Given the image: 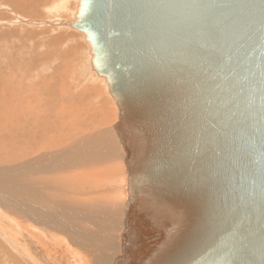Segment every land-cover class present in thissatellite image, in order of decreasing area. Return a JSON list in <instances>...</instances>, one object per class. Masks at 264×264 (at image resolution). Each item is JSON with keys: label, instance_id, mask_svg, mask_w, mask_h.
Returning a JSON list of instances; mask_svg holds the SVG:
<instances>
[{"label": "water", "instance_id": "1", "mask_svg": "<svg viewBox=\"0 0 264 264\" xmlns=\"http://www.w3.org/2000/svg\"><path fill=\"white\" fill-rule=\"evenodd\" d=\"M119 111L113 264H264V0H79Z\"/></svg>", "mask_w": 264, "mask_h": 264}, {"label": "bare ground", "instance_id": "2", "mask_svg": "<svg viewBox=\"0 0 264 264\" xmlns=\"http://www.w3.org/2000/svg\"><path fill=\"white\" fill-rule=\"evenodd\" d=\"M8 1L19 2V0ZM36 1L28 0L22 5L23 10L28 13L37 12ZM29 3L30 5L26 6ZM67 5L68 0L47 9L50 13L53 12L55 17L57 16L55 12L65 11ZM29 23L31 24V22ZM42 24L44 23L42 22ZM64 25L65 27L67 25L72 27V21H68ZM74 30L78 31L77 29ZM80 33L84 34L83 32ZM68 42L69 40L66 43L68 44ZM46 43L44 47L46 46L49 49L50 45L48 44L52 43ZM55 48L56 46H53L50 53H46L42 58L36 56L28 63L32 67H36L44 62L45 65L41 66L40 70L45 73L50 72L55 63L61 61V58L64 59V54H60L58 51L60 47H58L56 54L54 52ZM81 50L79 47H75L72 51L73 56L79 55V52H81L80 56H83V60L79 63L80 66H84L80 72L79 82H82V78L86 81L78 83L80 88L83 83L84 85L86 83L95 85L97 82H101L99 79L102 78L107 84L110 94L106 79L97 74L98 79L95 75L97 72L92 65L93 59L90 58L88 62L85 61L90 51ZM49 58L55 61H42ZM23 61L26 62L24 59ZM69 77L71 76L63 73L55 80L54 84L58 85V88H66L69 84ZM30 78L32 77L22 80L25 84L24 88H26L27 81ZM42 83L41 91L47 85L46 79ZM31 89L33 92L38 91L35 88ZM17 90L14 89L11 93L7 92V94L1 95L0 98V214L19 229L26 230L37 238V243H40L36 245L38 250L33 249L37 256L30 252L26 253L36 264H41V261L37 260L38 257L41 260L47 259L50 264H62L63 260L58 256L60 248L67 251L65 264H113L115 257L121 252L123 223L128 201L125 152L118 139L115 127L107 128L105 132L101 130L102 133H100V137L98 136L99 139H93V136L89 135L87 130L91 128L92 124H101L102 121L95 117V110H91L94 105L90 102L81 101V98L79 99L78 96L71 93V88H69L70 93H67L68 97L56 98V96L53 100H48L47 98L50 97L44 98L45 96H43L37 98L33 103L31 100H24V94L20 91L22 93L21 101L13 104L14 95L18 98L16 96ZM98 90L97 88L94 89L91 96H97ZM61 93L64 94V92ZM97 100L99 99H92L94 102H97ZM110 101L108 100V105ZM87 105L89 106L87 107ZM100 105L103 107L102 103ZM106 109L108 111L109 108ZM87 110H91V112H87ZM102 111L107 113L105 110ZM111 114L113 116V112ZM87 116L89 119L93 116L89 120L90 122L84 119ZM70 136H72L71 142L63 147L62 143ZM21 144L31 148L34 153L23 159L15 160V165L10 166L12 162L7 161L14 160L16 156L8 149ZM84 165L93 167L98 165L101 168L116 166L119 168L117 171L122 173L120 183L114 181V173L109 177L113 180V182L110 181L112 188L108 189L110 193L119 196V199L116 200L119 206L117 209L103 205L102 200L94 198L89 193H85L81 199L75 198L65 203L70 206L68 208L52 207L47 209L30 203L27 197L17 190L18 184L23 180L43 178L45 182L56 183L57 181L62 183L66 177H69L70 182H72L71 180L77 179V177L73 178L71 176L72 170ZM73 174L74 177L75 175L80 176L79 173L74 172ZM118 190H123V192L119 193ZM20 196H24L26 202ZM47 241L48 246L45 245ZM51 248L57 249V251H51Z\"/></svg>", "mask_w": 264, "mask_h": 264}, {"label": "rangeland", "instance_id": "3", "mask_svg": "<svg viewBox=\"0 0 264 264\" xmlns=\"http://www.w3.org/2000/svg\"><path fill=\"white\" fill-rule=\"evenodd\" d=\"M64 1L66 0H37L35 5L38 6V11L28 13L22 8V5L28 2V0H19V2L0 0V98L1 95L7 94V92L11 93L14 89H18V92L16 91V96L18 98L14 95L13 104H17L21 101V92L24 94V100H31L33 103L37 98H41L43 96H45L44 98L50 97L47 98L48 100H53L56 96V98H65L67 93H70L69 88H71V93L78 96L79 99L81 98V101L90 102L94 105L91 110H95V117L100 119L102 122L101 124H92L91 128L87 130V133L93 136V139H99L102 131L105 132L107 128L115 127L119 119L120 111L114 98H112L109 94L107 84L102 78H98L97 73H95V75L102 83L97 82L95 85H91V83H86L84 85L83 83V86L80 88L78 83L86 81L82 78V82H79V77H81L80 72L84 68V66H80L79 63L83 60V56H80L81 52H79V55L73 56L72 51H74L75 47H79L80 50L84 49L90 51L85 59L86 62H88V59L90 58L92 60L93 55L91 47L86 41L84 34L74 30L71 25H67V27L64 25L68 21L74 20L78 9V0H68V5L65 11H59L60 13L55 12V15L58 17H54V13L51 12V14L49 12V9L52 6L60 4ZM29 5L30 3L26 6ZM29 22H31V24ZM42 22L44 24H42ZM68 40L69 42L67 44L66 42ZM49 41L52 44H48L50 45V48L47 49L44 45L47 44L46 42L50 43ZM53 46H56L54 49L55 54L57 53L58 47H60V49H58L59 53L64 54V59L61 58V61L59 60L55 63L52 68L53 71L51 70L48 73L42 72L40 67L45 65L44 62L40 63V65L36 67H32L28 63L29 60L36 58V56H38V58H42L46 55V53H50L53 50ZM23 59L26 60V62L23 61ZM44 60L52 62L54 59L50 60L49 58L43 59L42 61ZM63 73H67L71 76L69 77V84L66 88H58V85H55L54 82ZM57 75L58 77H56ZM8 76L9 78H7ZM28 77L32 78L28 79L26 84L27 86L24 88L25 84L22 80H27ZM44 79H46L47 85L46 87H43L41 91L40 88ZM19 82L20 84H18ZM31 88L38 89V91L33 92ZM96 88L97 90L99 89L97 96H91L92 92L94 93V89ZM61 92H64V94L62 95ZM94 98H98L99 100L94 102L92 101ZM108 100H111L109 105L107 104L109 103ZM101 103L103 107L100 105ZM88 106L89 105H87V107ZM106 108H109L108 111H106ZM101 109L105 110L107 113ZM91 110H87V112H91ZM112 112L113 116L111 114ZM92 117L90 119H92ZM84 119L90 122L88 116ZM71 138L72 136L65 139L62 146H67L71 142ZM8 151L15 153L14 156H16L14 160L7 161L12 162L10 166L15 165V160L23 159L34 153L31 148L26 147L24 144L11 147ZM117 169L119 168L116 166H106L105 168H101L98 165L94 167L91 165H84L78 169L72 170L73 172L71 173V176L73 178L77 177L76 180H71L72 182H70L69 177H66L62 183L57 181L56 183H51L50 181L45 182L43 178L23 180L20 181L21 183L18 181L19 184L17 190L21 194L25 195L30 203L47 209L52 207L68 208L70 206L65 203L72 201L75 198L81 199L85 193L92 194L94 198H97L100 201L102 200L103 205L117 209L119 206L116 200L119 199V196L110 193V190H108L112 188L110 181L113 182V180L109 177L114 173V181L117 183H120L121 181L122 173H119ZM74 172L79 173L80 176L78 177L75 175L74 177ZM68 181L70 185H68L69 183L67 184ZM118 192L121 193L123 190H118ZM20 197L24 202H26L25 198H23L24 196ZM6 220L7 219L0 214V264H36L35 261L26 253L30 252L35 255L33 249L38 250V246L36 245L40 244L37 243V238L34 234H30L26 230L19 229L14 223ZM45 245H49L48 241ZM55 250L57 251V249ZM55 250L51 248V251ZM66 252L67 251H65L64 248L59 249L58 256L63 260L62 264H65L67 259ZM35 256H37V254ZM37 260H40L41 264H50L47 259L41 260L38 257Z\"/></svg>", "mask_w": 264, "mask_h": 264}]
</instances>
